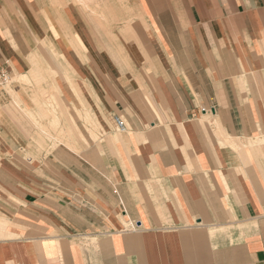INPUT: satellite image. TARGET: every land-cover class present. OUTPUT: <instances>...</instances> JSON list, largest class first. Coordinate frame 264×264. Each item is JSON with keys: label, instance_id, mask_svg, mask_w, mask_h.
Wrapping results in <instances>:
<instances>
[{"label": "crops", "instance_id": "0c3cea01", "mask_svg": "<svg viewBox=\"0 0 264 264\" xmlns=\"http://www.w3.org/2000/svg\"><path fill=\"white\" fill-rule=\"evenodd\" d=\"M1 233L0 264H264V0H0Z\"/></svg>", "mask_w": 264, "mask_h": 264}, {"label": "built area", "instance_id": "2783aa9c", "mask_svg": "<svg viewBox=\"0 0 264 264\" xmlns=\"http://www.w3.org/2000/svg\"><path fill=\"white\" fill-rule=\"evenodd\" d=\"M207 111H208L207 109H202V112L204 113H207ZM115 121H116L118 130L123 131L124 130L123 122L119 118H116Z\"/></svg>", "mask_w": 264, "mask_h": 264}, {"label": "bare ground", "instance_id": "6f19581e", "mask_svg": "<svg viewBox=\"0 0 264 264\" xmlns=\"http://www.w3.org/2000/svg\"><path fill=\"white\" fill-rule=\"evenodd\" d=\"M101 16H102V15H101ZM237 141H238V140H237ZM239 145H240V144H239ZM239 145H238V146H239ZM4 227H5V226H4ZM5 232H6V231H5ZM4 234H5V233H4ZM0 235H3V234L1 233ZM7 235H8V233H7ZM9 236H10V235H9ZM15 236H16V235H15ZM15 236H13V238H14ZM17 236H18V235H17ZM3 237H4V235H3ZM3 237H2V238H3ZM11 237H12V236H11ZM7 238H8V237H7ZM13 238H12V239H13ZM5 239H6V238H5ZM41 239H42V238H41ZM36 241H37V240H36ZM35 246H36V245H35ZM67 247H68V246H67ZM83 247H84V246H83ZM83 247H82V248H83Z\"/></svg>", "mask_w": 264, "mask_h": 264}]
</instances>
